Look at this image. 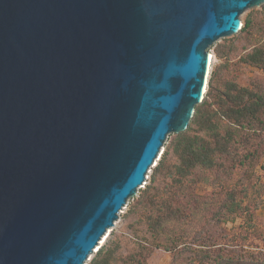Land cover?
Masks as SVG:
<instances>
[{"label": "water", "instance_id": "1", "mask_svg": "<svg viewBox=\"0 0 264 264\" xmlns=\"http://www.w3.org/2000/svg\"><path fill=\"white\" fill-rule=\"evenodd\" d=\"M261 4L0 0V264H84Z\"/></svg>", "mask_w": 264, "mask_h": 264}, {"label": "rangeland", "instance_id": "2", "mask_svg": "<svg viewBox=\"0 0 264 264\" xmlns=\"http://www.w3.org/2000/svg\"><path fill=\"white\" fill-rule=\"evenodd\" d=\"M246 18H250L253 25L249 36L237 33L218 40L207 50L208 55L212 56L207 84L213 73L218 90H223L224 83L233 82L238 87L251 91L255 98L264 99V68L243 63V58L251 52L253 46L264 48V4L242 13L239 18L241 25ZM254 122V128H246L237 133L241 145L234 152V157L244 159L246 156L244 164L236 166L230 172H198L194 177L196 184L190 197L178 195L177 199V204L181 207L189 201L190 218L175 224L167 223L160 240L178 236V244H188L203 232H206V235L218 234L224 237L225 244L231 248L251 254L264 263V109L257 114V120ZM174 137V134L168 136L136 195L127 200L117 220L113 222L114 226L107 230L108 236L100 248L112 244L119 245L112 264H130L131 256H135L137 264H140V260L142 264H186V259L192 257V254L185 252L181 257L173 258L171 253L152 247L154 237L133 207L141 193L151 184L158 188L166 184L160 178L152 183V176ZM232 157L224 160L226 165L233 163ZM169 158L171 162H175L173 157ZM182 192L186 190H182L181 194ZM228 192H231L233 203L238 204V208L232 214L225 212L224 218L215 221L216 216L214 218L213 215L219 210V213H223L221 205L230 202L226 195ZM181 247L182 245H179L178 249H182ZM95 249L84 264H90L96 255Z\"/></svg>", "mask_w": 264, "mask_h": 264}, {"label": "trees", "instance_id": "3", "mask_svg": "<svg viewBox=\"0 0 264 264\" xmlns=\"http://www.w3.org/2000/svg\"><path fill=\"white\" fill-rule=\"evenodd\" d=\"M252 27V20L246 18L237 33L249 36ZM243 63L264 68V48L253 46L251 52L243 58ZM262 109L264 99L255 98L251 91L240 88L233 82L224 83L223 90H218L215 76L211 74L204 98L195 106L186 130L174 134L175 137L154 169L152 183L160 178L166 184L162 188L151 184L133 206L154 237L152 247L171 253L173 258L181 257L185 252L192 254V257L186 259V264H264L251 254L231 248L225 244L224 237L218 234L206 235L203 232L188 244H178V236L160 240L167 223L175 224L190 218L189 201L181 207L177 204V199L178 195L190 197L196 184L195 176L202 172H230L236 166L244 164L246 156L244 159L234 157V152L241 145L237 133L246 128H254V121ZM170 156L175 162L170 161ZM230 156H233V163L226 165L224 160ZM182 190L186 192L181 194ZM226 195L230 202L221 205L223 213H219V210L213 215L214 218L216 216L215 221L224 218L225 212L232 214L238 208V204L233 203L231 192ZM179 245H182V249H178ZM118 250V244L100 248L90 264H112ZM130 264H137L135 256L130 257Z\"/></svg>", "mask_w": 264, "mask_h": 264}, {"label": "bare ground", "instance_id": "4", "mask_svg": "<svg viewBox=\"0 0 264 264\" xmlns=\"http://www.w3.org/2000/svg\"><path fill=\"white\" fill-rule=\"evenodd\" d=\"M240 28H241V24H240ZM211 55H208L207 57V70H206V75H205V84L207 83V76H208V70H209V66H210V62H211ZM205 92V85L203 88V93ZM108 236V233H106L100 240L99 245L96 247L95 251L100 248V246L105 242L106 238ZM94 251V252H95Z\"/></svg>", "mask_w": 264, "mask_h": 264}]
</instances>
